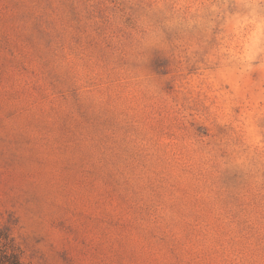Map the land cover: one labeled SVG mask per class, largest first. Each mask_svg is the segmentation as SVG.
Instances as JSON below:
<instances>
[{
  "label": "rangeland",
  "instance_id": "obj_1",
  "mask_svg": "<svg viewBox=\"0 0 264 264\" xmlns=\"http://www.w3.org/2000/svg\"><path fill=\"white\" fill-rule=\"evenodd\" d=\"M0 264H264V0H0Z\"/></svg>",
  "mask_w": 264,
  "mask_h": 264
}]
</instances>
